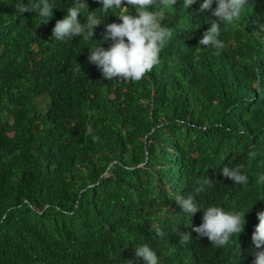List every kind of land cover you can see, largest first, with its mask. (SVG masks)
<instances>
[{
    "label": "trees",
    "instance_id": "trees-1",
    "mask_svg": "<svg viewBox=\"0 0 264 264\" xmlns=\"http://www.w3.org/2000/svg\"><path fill=\"white\" fill-rule=\"evenodd\" d=\"M86 2L99 14L97 0ZM14 3L0 0V264H127L143 243L161 264H253L264 211V0H247L221 26L220 49L197 47L210 15L200 0L187 9L177 0L162 21L172 40L138 82L106 80L87 59L92 44L108 49L105 25L118 16L102 18L95 41L60 42L52 29L72 0H55L39 24ZM228 162L245 165L247 186L221 175ZM206 180L203 196L194 189ZM167 189L225 210L258 200L244 231L213 247L192 230L203 209L187 217ZM153 219L163 237L149 231ZM179 233L191 241L179 244Z\"/></svg>",
    "mask_w": 264,
    "mask_h": 264
},
{
    "label": "clouds",
    "instance_id": "clouds-1",
    "mask_svg": "<svg viewBox=\"0 0 264 264\" xmlns=\"http://www.w3.org/2000/svg\"><path fill=\"white\" fill-rule=\"evenodd\" d=\"M101 5L96 11H89L86 0H72V6L67 8V14L63 19L57 20L52 29L53 41H72L79 36L89 42L93 40L94 28L102 23L109 13L118 16L119 23L113 22L105 25L104 39L110 40L107 50L99 45L92 44L88 49L87 59L94 64L106 80L117 78L138 82L145 77L155 66L160 63L161 52L172 40L173 32L166 27L162 21L165 12L174 8L177 0H97ZM197 0H183V7L189 8ZM215 4V8L213 5ZM247 0H200L198 12L203 16V23L207 29L198 40L197 47L220 49L223 47L219 39L222 25H231L240 19ZM130 6V7H129ZM59 8L55 0H15L14 9L16 14L35 11L36 21L47 23L53 17V9ZM133 11L135 14L133 15ZM82 16L85 23H81L78 17ZM79 65V64H78ZM80 69L81 66L79 65ZM88 135H93L91 126L86 128ZM251 157H256V152H250ZM221 175L232 181L233 186L245 187L249 184V175L246 173L245 165H231L228 162L221 170ZM259 181L264 183V173L259 176ZM213 182L206 180L197 185L194 191L202 192L203 196ZM168 199L179 205L187 217L203 209L202 223L193 227V231L199 238H207L213 247L227 245L231 238L238 237L244 231L246 214L250 208L225 210L215 203L205 204L203 201L197 205L191 194L182 196L180 191L167 189ZM161 214H169L167 207L161 210ZM180 214V213H179ZM258 224L252 233V243L255 246L253 264H264V211L256 213ZM149 231L159 237L165 235L164 230L155 219L149 224ZM179 244L183 245L191 241L190 235L179 233ZM142 260L143 264H161V259L155 249L149 244H134V259L125 260L127 264H136Z\"/></svg>",
    "mask_w": 264,
    "mask_h": 264
},
{
    "label": "rangeland",
    "instance_id": "rangeland-1",
    "mask_svg": "<svg viewBox=\"0 0 264 264\" xmlns=\"http://www.w3.org/2000/svg\"><path fill=\"white\" fill-rule=\"evenodd\" d=\"M36 102L38 103L37 108L40 111H44L45 106H46V100L44 98L38 97V98H36Z\"/></svg>",
    "mask_w": 264,
    "mask_h": 264
}]
</instances>
